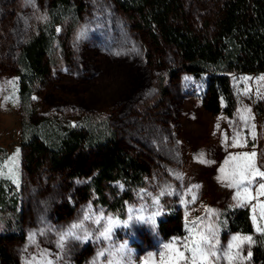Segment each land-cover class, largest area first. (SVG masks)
I'll list each match as a JSON object with an SVG mask.
<instances>
[{
	"label": "rangeland",
	"instance_id": "374dc122",
	"mask_svg": "<svg viewBox=\"0 0 264 264\" xmlns=\"http://www.w3.org/2000/svg\"><path fill=\"white\" fill-rule=\"evenodd\" d=\"M47 1L0 0V183L6 186V197L14 194L17 199V230L23 238L10 244L20 264H161L160 254L171 253L165 245L184 250V244L198 239L209 225L222 255L229 244H240L233 237H250L220 222L222 211L238 207H247L255 232L264 231V195H258L264 177L250 173L254 183L242 204L234 199L237 188L227 186L231 179H220L247 163L235 159L244 153L256 152L254 162L264 171V98L254 96L256 88L264 90V72L180 71L171 77L168 69L176 64L175 52L158 54L157 61L149 56V40L113 0L85 1L82 18L62 40L64 46L56 42L50 74L31 95V105L39 114L71 125L86 117L110 124L149 167L119 220L158 210L160 215L154 224L137 221L113 227L111 238L105 239L101 233L107 219L115 218L94 194L79 197L76 188L84 179L24 170L16 58L46 20ZM186 2L194 16L203 14L201 0ZM201 155L206 162H200ZM239 190L243 192V186ZM63 203L72 207L70 214L60 208ZM169 207L178 209L181 231L163 235L158 222L166 219ZM86 215L91 219L85 220ZM98 217L104 219L96 223ZM7 221L0 210V234L11 231ZM78 223H83L78 234L87 232L89 238H67L61 246L60 236ZM122 245L126 247L118 251ZM250 245L248 240L240 244L245 259L232 264H253L247 258ZM85 247L91 249L89 255L82 252ZM216 264L229 262L224 257Z\"/></svg>",
	"mask_w": 264,
	"mask_h": 264
},
{
	"label": "trees",
	"instance_id": "16d2710c",
	"mask_svg": "<svg viewBox=\"0 0 264 264\" xmlns=\"http://www.w3.org/2000/svg\"><path fill=\"white\" fill-rule=\"evenodd\" d=\"M85 1L48 0L46 20L18 51L22 164L29 174L49 170L71 180L84 179L76 188L79 197L94 194L119 220L125 202L148 175L147 163L106 121L86 117L71 125L58 117L39 114L31 105V95L50 74L56 42L64 46L62 40L82 18ZM113 1L149 40V56L157 61L161 58L158 54L170 49L175 52L176 64L168 69L171 77L180 71L193 75L264 72V0H201L204 11L200 17L191 13L186 0ZM254 96L264 98V90L256 88ZM5 189L0 183V210L6 214L11 231L0 234V264H20L10 244L23 238L17 230V199L14 194L6 197ZM60 208L66 214L72 212L67 203ZM166 214V219L158 222L159 231L163 235L180 233L178 209L169 207ZM220 222L232 232L249 235L253 264H264V231H254L247 207L233 208L227 214L222 211ZM82 252L89 255L91 249L85 247Z\"/></svg>",
	"mask_w": 264,
	"mask_h": 264
},
{
	"label": "snow or ice",
	"instance_id": "6c2138e0",
	"mask_svg": "<svg viewBox=\"0 0 264 264\" xmlns=\"http://www.w3.org/2000/svg\"><path fill=\"white\" fill-rule=\"evenodd\" d=\"M59 31V30H58ZM253 135L255 133L253 132ZM236 146H240L238 143ZM255 157L256 152H252L251 154L244 153L241 157H236L235 159H242L246 160L247 163L243 165L239 171H234L230 177H220L221 180L223 179H231V183L227 185L228 187H236L237 193L236 197L234 199H237V202L242 204L244 200L246 199V196L248 195V188L254 183V180L250 177V173L255 172L256 175L259 177H264V171H260V166H257L255 164ZM201 163L206 162L204 160L203 155L199 158ZM224 169H221V172H223ZM179 178V177H178ZM247 181V183H245ZM14 182H18L16 179H14ZM243 186L244 191L241 192L239 189ZM259 188L261 191L258 193V195H264V182L259 183ZM165 192L162 191L161 195H164ZM158 204V199L155 201ZM262 208H264V205H261ZM131 211V210H130ZM160 215V211H156L152 213L150 216L145 217L144 215H129L127 220L120 221L108 218L107 219V226L104 228V231L101 233V235L105 239H110L113 227L116 226H123V227H129L131 223L142 221L145 223H155V217ZM85 220L91 219L90 215H86L84 217ZM104 219L103 217L96 218L95 222L100 223V221ZM193 227H196L195 223L193 224ZM83 228V223L73 224L71 229L62 234L60 236V242L61 246H63V241L67 238H74V239H84L87 240L89 238V234L87 232L84 233L83 237H81L78 234L77 230H80ZM198 239L194 236L190 239V242H186L184 244V250H180L179 248H173L171 244L165 245L166 249H170L171 253H161V264H181L183 261L184 264H216V261L219 259H222L224 257L227 258L229 264H232V261L234 259H245L240 255L241 247L240 244L243 243L244 240L251 241V237H233L234 241H240V244H229L227 246V250L223 251V254L221 255L217 249L220 247V242L216 238L215 229L213 226L209 225L207 226V229L205 231H200L198 234ZM126 245H122L121 248L118 251H123ZM235 247L237 249L236 253L233 254L231 252V249ZM186 253H189L190 255H186ZM251 252H248V257L250 259Z\"/></svg>",
	"mask_w": 264,
	"mask_h": 264
}]
</instances>
